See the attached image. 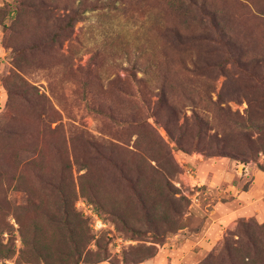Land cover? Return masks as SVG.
<instances>
[{
	"label": "rangeland",
	"instance_id": "374dc122",
	"mask_svg": "<svg viewBox=\"0 0 264 264\" xmlns=\"http://www.w3.org/2000/svg\"><path fill=\"white\" fill-rule=\"evenodd\" d=\"M193 1L0 0V264H264V77L193 73L198 7L257 58L264 0Z\"/></svg>",
	"mask_w": 264,
	"mask_h": 264
},
{
	"label": "trees",
	"instance_id": "16d2710c",
	"mask_svg": "<svg viewBox=\"0 0 264 264\" xmlns=\"http://www.w3.org/2000/svg\"><path fill=\"white\" fill-rule=\"evenodd\" d=\"M189 1L193 6L197 5L193 0H189ZM204 6H206V3H202L198 7V9L200 10V15H201V19L199 21H205L206 24L205 26L201 27L198 33V37L196 38V43L199 44L198 45L199 49L204 48L206 51H203L205 56H202L200 51H199L200 54H196V60L193 63V73H196V74L199 73L203 76L216 79L218 75L227 74L226 66L230 65L231 68H236L240 72L239 74L242 76H239V77L242 80H243V77H245V73L247 74L246 75L247 77L248 76H255L257 78L264 77V52L262 54L255 55V56H259L257 58L251 57L247 53L248 52L247 49L237 44L234 40L233 35H231L230 32L224 28L225 26L220 16L218 15V13H215L213 11H207L204 8ZM79 15L80 13H78V10L69 11V13L63 19L64 21L63 27L65 31H70L73 29L76 22L80 20ZM259 15H260L259 19L262 17L261 21H264L262 20L264 18V14H259ZM208 24L210 25V26H207L209 27V29H207L206 27V25ZM176 38L180 39L181 36L177 33ZM224 49H225V52H224ZM222 50H223V53L228 57V59L223 61V63L220 62V60L218 61L219 53H221ZM207 55L209 57H206ZM211 86L212 85H208L209 88H211ZM231 93H235V90H232ZM222 95L223 94H221V92L217 94L216 101L214 102L215 105L222 101ZM157 97L158 99L156 101V109L158 111L164 109L168 114V121L176 122L177 117H178V108L175 104L172 105L169 103L168 98H166L164 88L159 90ZM247 103L250 107L248 110V114L253 115L255 111L257 112V110H254V109L251 110V106L253 107V105H255L258 110L260 108H263L264 98H261L260 101H258L256 98L254 99L248 98ZM214 112H215V115L217 116L222 115V116L228 117L232 115L230 110L228 109L224 110V108H221L218 106L216 107ZM253 121H256V120H253ZM191 125H192L191 129L195 130V135L199 140H201V138L204 135L207 136L206 130L210 129V126H211V124L205 118V116H203L201 113H198L194 110H192L191 112ZM178 127H184V126H178ZM2 133H6L9 135L12 134V133L5 132L4 130L2 131ZM40 134H43V133H40ZM210 139L212 138L208 137V140Z\"/></svg>",
	"mask_w": 264,
	"mask_h": 264
},
{
	"label": "crops",
	"instance_id": "0c3cea01",
	"mask_svg": "<svg viewBox=\"0 0 264 264\" xmlns=\"http://www.w3.org/2000/svg\"><path fill=\"white\" fill-rule=\"evenodd\" d=\"M251 174H253L256 177L255 178H252L251 183L248 185L247 191L242 192V194H243L242 198L246 202V205L245 206L252 205V203L255 202L254 200H251V199L254 196L255 189L257 188V175L254 174V173H252V172H251ZM228 175H230V174H228ZM227 178L228 177L225 174L224 175V179L227 180ZM238 197L241 198V196H238ZM228 215H230V214H227L226 216H228ZM222 217H225V216H222Z\"/></svg>",
	"mask_w": 264,
	"mask_h": 264
},
{
	"label": "built area",
	"instance_id": "2783aa9c",
	"mask_svg": "<svg viewBox=\"0 0 264 264\" xmlns=\"http://www.w3.org/2000/svg\"><path fill=\"white\" fill-rule=\"evenodd\" d=\"M90 212H91V211H89V213H90ZM93 217H94V219H95V225H96V227H101L102 224H101L100 220H98L97 216H96V215H93Z\"/></svg>",
	"mask_w": 264,
	"mask_h": 264
}]
</instances>
